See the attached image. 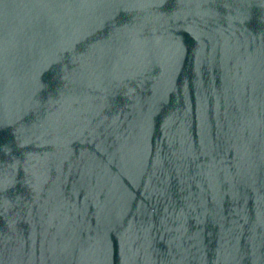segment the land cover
Wrapping results in <instances>:
<instances>
[{
    "label": "water",
    "instance_id": "1",
    "mask_svg": "<svg viewBox=\"0 0 264 264\" xmlns=\"http://www.w3.org/2000/svg\"><path fill=\"white\" fill-rule=\"evenodd\" d=\"M264 0H0V264H253Z\"/></svg>",
    "mask_w": 264,
    "mask_h": 264
}]
</instances>
